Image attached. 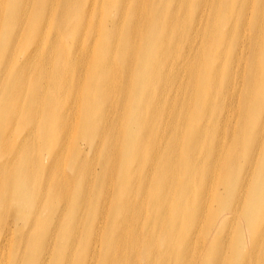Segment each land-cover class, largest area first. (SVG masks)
<instances>
[{"label":"bare ground","instance_id":"1","mask_svg":"<svg viewBox=\"0 0 264 264\" xmlns=\"http://www.w3.org/2000/svg\"><path fill=\"white\" fill-rule=\"evenodd\" d=\"M0 264H264V0H0Z\"/></svg>","mask_w":264,"mask_h":264},{"label":"rangeland","instance_id":"2","mask_svg":"<svg viewBox=\"0 0 264 264\" xmlns=\"http://www.w3.org/2000/svg\"><path fill=\"white\" fill-rule=\"evenodd\" d=\"M235 123H236V120H234V127H235V125H236ZM234 127H233V128H234Z\"/></svg>","mask_w":264,"mask_h":264}]
</instances>
